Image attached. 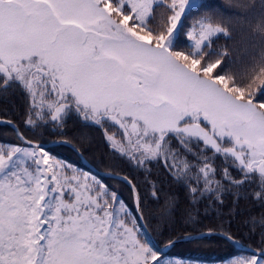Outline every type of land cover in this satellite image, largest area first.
I'll list each match as a JSON object with an SVG mask.
<instances>
[{
  "label": "snow or ice",
  "instance_id": "1",
  "mask_svg": "<svg viewBox=\"0 0 264 264\" xmlns=\"http://www.w3.org/2000/svg\"><path fill=\"white\" fill-rule=\"evenodd\" d=\"M201 6L0 0V92L19 89L27 101L24 131L0 120L16 133L15 143L0 142V264H184L167 251L214 234L174 238L156 225L157 246L135 185L133 211L35 138L51 131L69 143L62 130L73 117L102 129L113 154L136 168L162 163L194 206L222 203L225 191L250 184L264 206V47L238 73L229 51L215 46L230 35L224 24L208 15L184 23ZM253 31L264 41V17ZM174 207L166 202L161 219ZM247 223L258 249L227 264H264V214ZM217 234L238 244L227 229Z\"/></svg>",
  "mask_w": 264,
  "mask_h": 264
},
{
  "label": "trees",
  "instance_id": "2",
  "mask_svg": "<svg viewBox=\"0 0 264 264\" xmlns=\"http://www.w3.org/2000/svg\"><path fill=\"white\" fill-rule=\"evenodd\" d=\"M254 3V7L247 9L238 8L239 4ZM196 11L192 12L184 23L190 25L194 19L208 15L216 21L224 24L229 29V36L220 35L216 38L217 48H226L230 54V64L238 73L249 70L253 58L259 55L264 41L253 31L256 23L264 17V0H201ZM183 40V37H181ZM26 99L19 89H10L0 92V119L12 120L15 125L24 131L23 113L26 107ZM85 126L74 121L68 122L63 128L64 139L75 145L83 156L101 171H108L127 177L134 185L141 197V207L146 220L152 225L149 232L160 246L161 236L155 230L156 225L161 226V231L171 234L174 238H183L186 235L213 230L220 232L227 229L238 241L258 249L259 237H249L248 220L250 217H259L264 214V206L255 201L252 192L254 184L237 190L229 189L223 193L222 203H213L207 199L200 200L195 206L190 202L189 192L186 187L177 183L163 164L153 163L145 168H136L121 158L118 154L107 151L104 135L94 131L85 130ZM87 132L89 143L80 141V133ZM103 133V132H102ZM30 135V133H25ZM41 143L52 140H61V137L51 131L38 132L37 137ZM16 142V133L7 125H0V142ZM106 142V143H105ZM52 155L69 162H74L84 170L88 171L80 162L77 155L67 146L58 145L48 149ZM218 169V177L223 169V161H215ZM235 175V173H233ZM118 196L123 200L122 192H126V203L134 211L132 193L130 188L123 182L114 179L101 178ZM157 196H153V191ZM173 201L175 207L166 220L161 217L165 213L166 202ZM189 213L195 216L190 218ZM175 253L177 258L188 263H222L228 261L238 254H246L237 250L235 245L225 242L219 237L196 243H180L167 252Z\"/></svg>",
  "mask_w": 264,
  "mask_h": 264
},
{
  "label": "water",
  "instance_id": "3",
  "mask_svg": "<svg viewBox=\"0 0 264 264\" xmlns=\"http://www.w3.org/2000/svg\"><path fill=\"white\" fill-rule=\"evenodd\" d=\"M0 120H3V119H0ZM6 121V120H5ZM4 124H6V123H4ZM9 126H11V125H9ZM12 127V126H11ZM61 141V140H60ZM60 141H57V142H52V143H42L47 149L48 148H51V147H53V146H56V145H59V144H63V145H65V146H67V147H69L70 149H72L76 154H77V156L79 157V159H80V161H81V163L85 166V167H87L89 170H91L93 173H95L96 175H98V176H101V177H103V178H110V179H115V180H119V181H122V182H124V183H126L128 186H129V188L131 189V191H132V195H133V205H134V209H135V207H136V205H135V199H134V193H133V190H132V182H131V184H129L128 183V181L127 180H125L124 179V176H122V175H117V174H114V173H110V172H103V171H99V170H97L93 165H91L85 158H84V156L80 153V151H76V150H74V149H77L74 145H72L71 143H67V144H65V143H61ZM129 180V179H128ZM208 232H203V233H199V234H196V235H200V234H207ZM214 234L212 235V236H210V237H220L217 233H219V232H213ZM149 235H150V237L152 238V240H153V242L157 245V246H159L157 243H156V241L153 239V237H152V235L149 233ZM196 235H191V236H196ZM180 243H185V242H180ZM180 243H178V244H180ZM240 251H243V252H247V253H252V251L253 250H255V249H252V248H250V247H247V246H245V245H243V244H241L239 241H238V244H234Z\"/></svg>",
  "mask_w": 264,
  "mask_h": 264
},
{
  "label": "rangeland",
  "instance_id": "4",
  "mask_svg": "<svg viewBox=\"0 0 264 264\" xmlns=\"http://www.w3.org/2000/svg\"><path fill=\"white\" fill-rule=\"evenodd\" d=\"M201 0H197V4L200 2ZM72 119H74V121H77V122H79V123H81L82 125H84L86 128H87V130L89 131V133H90V131L92 130V131H94L95 133H101V135H104V131L102 130V129H100L99 127H97V126H86L85 125V123L82 121V120H80V119H78V118H76V117H73V118H71V119H69L68 120V122H71L72 121ZM67 122V123H68ZM86 128H85V130H86ZM103 132V133H102ZM89 133H87V132H83V133H80V137H79V139H80V141H81V139L84 141V142H87V143H89V142H91L90 141V138H88L86 135L88 134L89 136H90V134ZM52 141H55V140H52ZM51 142V141H50ZM106 143V142H105ZM107 144V143H106ZM80 151V150H79ZM107 151H109V152H112V150L110 149V148H108L107 149ZM80 153L82 154V152L80 151ZM83 155V154H82ZM115 155V154H114ZM125 160V159H124ZM64 161H66V160H64ZM66 162H68V163H70V164H72V165H74V166H76V167H78V168H80V169H82L79 165H76L74 162H69V161H66ZM84 170V169H83ZM84 171H86V170H84ZM99 179V178H98ZM104 182V181H103ZM105 183V182H104ZM122 194H123V198L125 199V200H123L120 196V199H122L124 202H126L127 200V196H126V192H122ZM127 204V203H126ZM128 205V204H127ZM129 206V205H128ZM129 208H130V206H129ZM131 209V208H130ZM248 255H250V254H238V255H236V256H234V257H246V256H248ZM168 257L169 258H177V256H175V253H171V254H168ZM184 262V261H183ZM227 262L228 261H224V262H222V263H205V264H227ZM184 264H192V263H188V262H184ZM193 264H197V263H193Z\"/></svg>",
  "mask_w": 264,
  "mask_h": 264
}]
</instances>
